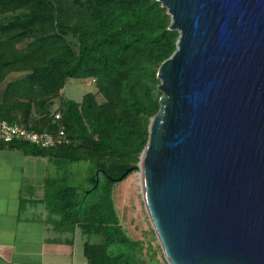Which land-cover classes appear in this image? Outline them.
Listing matches in <instances>:
<instances>
[{
  "label": "water",
  "instance_id": "1",
  "mask_svg": "<svg viewBox=\"0 0 264 264\" xmlns=\"http://www.w3.org/2000/svg\"><path fill=\"white\" fill-rule=\"evenodd\" d=\"M179 36L132 171L168 264H264V0H156ZM97 177V176H96Z\"/></svg>",
  "mask_w": 264,
  "mask_h": 264
},
{
  "label": "trees",
  "instance_id": "2",
  "mask_svg": "<svg viewBox=\"0 0 264 264\" xmlns=\"http://www.w3.org/2000/svg\"><path fill=\"white\" fill-rule=\"evenodd\" d=\"M169 24L156 0H0V120L37 133L62 126L66 141L51 148L25 142L0 148L87 163L109 189L136 167L148 141L161 95L157 70L179 36ZM85 79L95 92L79 102L63 97L68 80ZM89 181L95 187L98 175ZM55 195L62 221L82 227L86 264H113L106 254L114 241L108 229L118 231L119 222L111 198L82 220L77 189L64 187Z\"/></svg>",
  "mask_w": 264,
  "mask_h": 264
},
{
  "label": "crops",
  "instance_id": "3",
  "mask_svg": "<svg viewBox=\"0 0 264 264\" xmlns=\"http://www.w3.org/2000/svg\"><path fill=\"white\" fill-rule=\"evenodd\" d=\"M50 158L0 148V264H86L82 227L61 219Z\"/></svg>",
  "mask_w": 264,
  "mask_h": 264
},
{
  "label": "rangeland",
  "instance_id": "4",
  "mask_svg": "<svg viewBox=\"0 0 264 264\" xmlns=\"http://www.w3.org/2000/svg\"><path fill=\"white\" fill-rule=\"evenodd\" d=\"M95 91L90 79L68 80L62 95L66 99L79 102L83 94ZM49 161L52 169L49 176L53 178L56 174L58 178L54 186L77 189L75 200L80 204V219H85L94 205L107 203L108 198L113 201L119 230L114 232L108 229L114 241L106 247V254L112 257L113 264H168L147 214L139 171H132L124 180L111 183L112 186L108 189L107 180L101 174L93 172L87 163H67L53 158ZM54 164L59 167L57 173L54 171ZM93 174L98 175L95 187L89 181ZM109 213L112 214L111 211ZM99 239L91 238L92 241Z\"/></svg>",
  "mask_w": 264,
  "mask_h": 264
},
{
  "label": "built area",
  "instance_id": "5",
  "mask_svg": "<svg viewBox=\"0 0 264 264\" xmlns=\"http://www.w3.org/2000/svg\"><path fill=\"white\" fill-rule=\"evenodd\" d=\"M54 118L58 120L60 115L56 113ZM25 142L38 148H51L65 143L64 130L60 126L54 133H37L17 123H7L0 120V144Z\"/></svg>",
  "mask_w": 264,
  "mask_h": 264
},
{
  "label": "bare ground",
  "instance_id": "6",
  "mask_svg": "<svg viewBox=\"0 0 264 264\" xmlns=\"http://www.w3.org/2000/svg\"><path fill=\"white\" fill-rule=\"evenodd\" d=\"M141 177H142V175H141Z\"/></svg>",
  "mask_w": 264,
  "mask_h": 264
}]
</instances>
